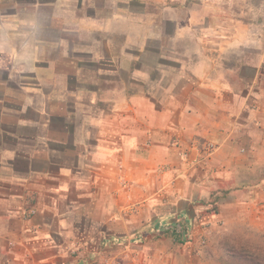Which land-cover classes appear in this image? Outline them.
<instances>
[{
	"label": "crops",
	"instance_id": "obj_1",
	"mask_svg": "<svg viewBox=\"0 0 264 264\" xmlns=\"http://www.w3.org/2000/svg\"><path fill=\"white\" fill-rule=\"evenodd\" d=\"M11 1L0 4V264H83L92 235L196 222L219 190L261 211L257 22L201 0Z\"/></svg>",
	"mask_w": 264,
	"mask_h": 264
},
{
	"label": "rangeland",
	"instance_id": "obj_2",
	"mask_svg": "<svg viewBox=\"0 0 264 264\" xmlns=\"http://www.w3.org/2000/svg\"><path fill=\"white\" fill-rule=\"evenodd\" d=\"M27 1L30 0L21 2ZM202 1L221 7L219 16L223 20L257 22L259 39L264 36V0ZM12 2L0 0V4L7 7ZM192 2L187 0V3ZM217 193L211 198L210 206L197 211L196 222L191 223L174 214L172 218L176 225L169 220H160L158 224L149 220L144 222L148 226L146 231L141 229L128 237L111 239L108 234L92 235L87 246L89 254L82 263L234 264L235 261L228 258L231 247L246 244L264 251V219L260 216H264V207L261 211H251L247 205L233 204L234 189ZM87 247L84 246V250Z\"/></svg>",
	"mask_w": 264,
	"mask_h": 264
},
{
	"label": "trees",
	"instance_id": "obj_3",
	"mask_svg": "<svg viewBox=\"0 0 264 264\" xmlns=\"http://www.w3.org/2000/svg\"><path fill=\"white\" fill-rule=\"evenodd\" d=\"M181 234L183 236L185 231ZM181 243H184V240ZM229 251L228 258L234 260V264H264V251L260 247L241 244L231 247Z\"/></svg>",
	"mask_w": 264,
	"mask_h": 264
},
{
	"label": "built area",
	"instance_id": "obj_4",
	"mask_svg": "<svg viewBox=\"0 0 264 264\" xmlns=\"http://www.w3.org/2000/svg\"><path fill=\"white\" fill-rule=\"evenodd\" d=\"M207 150L211 153L214 150V145L213 144H208L207 145Z\"/></svg>",
	"mask_w": 264,
	"mask_h": 264
}]
</instances>
